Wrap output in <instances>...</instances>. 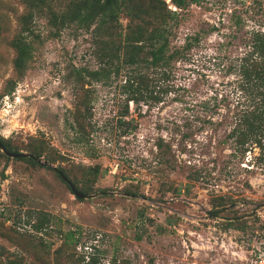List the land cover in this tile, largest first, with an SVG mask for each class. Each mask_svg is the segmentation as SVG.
I'll list each match as a JSON object with an SVG mask.
<instances>
[{
    "label": "rangeland",
    "instance_id": "374dc122",
    "mask_svg": "<svg viewBox=\"0 0 264 264\" xmlns=\"http://www.w3.org/2000/svg\"><path fill=\"white\" fill-rule=\"evenodd\" d=\"M188 8L173 44L195 32L201 40L170 65L168 81H156L174 90L156 103L129 102L126 113L121 79L84 85L91 115L86 143L77 144L67 123L77 88L67 75L99 67L94 36L75 25L55 33L36 13L34 52L17 76L11 40L25 7L0 0V136L20 152L44 140L58 160L42 161L64 169L79 191L90 188L76 199L53 167L0 153V264H81L92 253L98 264H264L260 151L235 159L227 144L217 145L237 96V76L226 67L245 53L246 31H264V0H198ZM235 15L243 19L239 32ZM9 81L14 90L6 98ZM193 173L205 179L188 178ZM43 219L49 221L35 230Z\"/></svg>",
    "mask_w": 264,
    "mask_h": 264
},
{
    "label": "trees",
    "instance_id": "16d2710c",
    "mask_svg": "<svg viewBox=\"0 0 264 264\" xmlns=\"http://www.w3.org/2000/svg\"><path fill=\"white\" fill-rule=\"evenodd\" d=\"M20 1L25 7V13L20 16V31L11 40V45L15 50L12 68L17 76L24 74L34 52V44L30 37L35 34L32 22L36 13L48 18V23L56 30L55 33L64 27L75 25L78 29L91 32L94 36V43L97 46L94 54L99 59V67L97 69L72 68L67 75L77 88L73 109L69 112L70 120L67 121L77 144L86 143V137H88L86 120L91 115V91L85 89L84 85H91L92 82L106 84L112 78L121 79L120 88L124 95L126 113L129 102L132 104L159 102L161 92L167 93L174 89L167 83L164 87H160L156 81L161 80L164 83L168 81L171 77L170 65L180 58H187L188 52L201 40L200 32L187 35L182 46L173 44L172 40L175 36V29L180 25V20L185 17L183 11H188V7L198 0H169V2L166 0ZM168 4L172 8L168 7ZM122 17L127 20L126 26L121 22ZM232 20L237 32L244 28L240 15L233 16ZM246 35L242 40L245 53L231 59V63L226 67L227 74L237 76L233 82V92L237 96L232 111L227 112L231 113L230 125L225 131L224 139L217 142V145L221 147L227 144L233 150L232 156L235 159H244L248 153L258 148L260 155L256 159L259 163H264V31L251 29L246 31ZM13 90L14 82L9 81L5 95L9 96ZM79 90L82 93H77ZM212 105L215 107L216 103ZM201 107L205 111L211 109L209 101L202 102ZM225 117L228 116H224L223 119ZM0 141L8 151L20 152L11 147L1 136ZM158 146L161 145L158 144ZM28 151L34 156L17 159L48 168L52 167L41 164L39 159L42 160L45 157L51 162L58 160L52 152L47 153L44 140L30 145ZM0 153L7 159L12 158L1 150ZM60 171L70 179L64 169ZM91 171L94 176H97L99 166L92 167ZM57 175L70 189L62 177L58 173ZM200 176L193 173L188 178L194 181L205 179H201ZM71 182L74 184L73 181ZM84 188L82 193L87 196L90 188L86 186ZM184 191L185 193L190 192L188 183ZM137 193L130 192L133 196ZM220 203V207L226 206L224 202ZM48 221L49 219L36 220L32 226L39 231ZM74 235L75 233L70 232L67 236L74 239ZM79 261L81 264H98L95 253L87 257V261H85V256H81Z\"/></svg>",
    "mask_w": 264,
    "mask_h": 264
},
{
    "label": "water",
    "instance_id": "95a60500",
    "mask_svg": "<svg viewBox=\"0 0 264 264\" xmlns=\"http://www.w3.org/2000/svg\"><path fill=\"white\" fill-rule=\"evenodd\" d=\"M167 2H169V0H167ZM0 150L2 152H4L6 155H8L9 157H12V158H19V157H27V156H34L33 154L31 153H28V152H12V151H8L4 145L1 143L0 141ZM39 161L44 164H47V165H51L49 164L47 161H42L41 159H39ZM55 171L62 177V179L70 186V189L72 191V193L74 194V196L76 197V199H84V198H87V196L80 192L76 187L75 185L71 182L70 179H68L64 174L63 172H61L60 170H58L55 166H52Z\"/></svg>",
    "mask_w": 264,
    "mask_h": 264
},
{
    "label": "built area",
    "instance_id": "2783aa9c",
    "mask_svg": "<svg viewBox=\"0 0 264 264\" xmlns=\"http://www.w3.org/2000/svg\"><path fill=\"white\" fill-rule=\"evenodd\" d=\"M5 97L7 98L8 97V95H5ZM132 104V103H131ZM132 106V105H131Z\"/></svg>",
    "mask_w": 264,
    "mask_h": 264
}]
</instances>
